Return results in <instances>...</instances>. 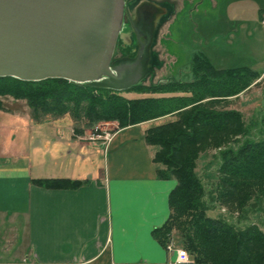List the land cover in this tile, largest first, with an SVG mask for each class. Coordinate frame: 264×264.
Masks as SVG:
<instances>
[{
	"label": "crops",
	"instance_id": "crops-1",
	"mask_svg": "<svg viewBox=\"0 0 264 264\" xmlns=\"http://www.w3.org/2000/svg\"><path fill=\"white\" fill-rule=\"evenodd\" d=\"M245 67L264 79L263 61ZM182 68L190 74L187 64ZM256 83L225 101L244 99ZM239 101L230 108L238 110ZM7 103L0 108V264H207L192 257L176 262V252L153 236L170 216L177 181L158 177L145 132L175 115L117 126L101 146L92 145L88 130L77 131L68 115L35 120L27 105ZM37 178L86 182L47 188L34 183Z\"/></svg>",
	"mask_w": 264,
	"mask_h": 264
},
{
	"label": "trees",
	"instance_id": "trees-1",
	"mask_svg": "<svg viewBox=\"0 0 264 264\" xmlns=\"http://www.w3.org/2000/svg\"><path fill=\"white\" fill-rule=\"evenodd\" d=\"M150 64L152 68L162 66L153 48ZM187 69L194 80L166 78L149 86L143 80L124 91L64 78L25 81L0 77V108L4 107L1 97L10 96L26 100L35 120L47 114H70L74 122L90 126L117 121L118 127H126L175 115V120L145 132L147 144L155 149L158 177L177 181L169 194L170 216L153 230V236L167 248L178 231L197 263L264 264V231L257 223L240 227L208 214L215 203L240 210L239 223L247 221L249 213L264 212V112L246 121L239 110L216 108L217 103L248 89L261 73L245 66L218 69L201 54L194 56ZM130 91L151 95L128 98L122 94ZM178 92L183 95L153 96ZM233 140L236 144L229 143ZM208 148H221L214 157L218 177L212 190L196 171L199 156ZM33 182L47 188L74 189L86 181L37 178Z\"/></svg>",
	"mask_w": 264,
	"mask_h": 264
},
{
	"label": "water",
	"instance_id": "water-1",
	"mask_svg": "<svg viewBox=\"0 0 264 264\" xmlns=\"http://www.w3.org/2000/svg\"><path fill=\"white\" fill-rule=\"evenodd\" d=\"M129 1L0 0V77L64 78L117 91L141 83L154 74L155 5L152 14L134 12L136 28ZM125 16L140 48L135 57L114 59Z\"/></svg>",
	"mask_w": 264,
	"mask_h": 264
},
{
	"label": "rangeland",
	"instance_id": "rangeland-1",
	"mask_svg": "<svg viewBox=\"0 0 264 264\" xmlns=\"http://www.w3.org/2000/svg\"><path fill=\"white\" fill-rule=\"evenodd\" d=\"M168 1L169 3L165 10V24L159 31L156 43L153 47L158 59L162 61V66L153 68L154 74H150L149 77L143 81L144 85L149 86L150 84H156L163 78H169V76L176 81L194 80V75L191 72L188 75L186 69L182 68L180 71V67L182 64L190 65L196 54H201L209 59L218 69L221 67L227 69L244 65L248 66L255 60L256 63L264 62V23L262 17L260 18L261 9L264 8V0ZM263 13L264 10L262 14ZM254 21H256L257 28L259 26L261 30H253ZM248 27L250 28L249 32H247ZM260 40H262V54H260ZM116 53L118 56L122 54V47L119 44ZM163 68L165 69L163 70ZM163 71L164 73H161ZM256 82L255 87L251 89L253 92L246 95L244 99L242 97H237L232 99V101L223 100L225 103H217L216 108L232 109V104L236 103L237 99H239L240 101L234 108H239L238 110L242 112L246 121L253 118L255 114L258 115L264 112V79ZM122 94L128 98L151 95L134 91L123 92ZM168 95H183V93L153 94V96ZM1 98L4 105L6 104L7 106L8 100H13L10 96ZM242 101L248 105L245 106L244 103H241ZM17 102L21 105H27L24 99H19ZM65 115L72 118L70 114ZM49 117L61 116L47 114L42 119ZM176 118L177 117H174L172 120ZM158 119L159 118L150 121ZM172 120L165 117L157 124ZM74 125L77 131L84 132L88 130L89 137L91 133L95 131L103 133V131L108 130L112 132L114 128L118 126V122L100 121L90 126L80 121L74 122ZM96 127H98V131ZM235 140L229 143L233 144ZM229 143L224 146H228ZM220 149L221 148H208L205 152L201 153L197 160L196 171L208 190H212L218 177V162L215 161L214 157ZM208 214L213 217H224L230 222L240 225V227H244L251 222L257 223L264 231V212L249 213L248 220H242V222L239 223L238 219L241 215L240 210L231 209L227 205L215 203ZM172 242L176 244L177 248H185L182 243V238H180V234L176 230L171 239V243Z\"/></svg>",
	"mask_w": 264,
	"mask_h": 264
},
{
	"label": "flooded vegetation",
	"instance_id": "flooded-vegetation-1",
	"mask_svg": "<svg viewBox=\"0 0 264 264\" xmlns=\"http://www.w3.org/2000/svg\"><path fill=\"white\" fill-rule=\"evenodd\" d=\"M169 3L168 0H130L128 2V8L131 12V16L133 21H135L136 28L138 27V15L136 16V12L138 13L146 11L149 14H152L151 7L154 6V29H155V37H154V44L157 40L158 30L163 26L165 23L166 13L165 10L167 8V4ZM153 8V7H152ZM135 12V13H134ZM152 17V18H153ZM126 16L124 17L123 26L121 29V35L118 38L117 45L115 48L113 58H121V57H135L138 51L139 42H138V34L136 32V28ZM141 34V33H140ZM145 37V35H144ZM118 44L122 47V54L121 56L117 55ZM152 47V48H153ZM151 58V57H150Z\"/></svg>",
	"mask_w": 264,
	"mask_h": 264
},
{
	"label": "built area",
	"instance_id": "built-area-1",
	"mask_svg": "<svg viewBox=\"0 0 264 264\" xmlns=\"http://www.w3.org/2000/svg\"><path fill=\"white\" fill-rule=\"evenodd\" d=\"M262 21L264 23V13L262 14ZM96 130L98 131V127H96ZM112 137V132L106 130L103 131V133L100 132H92L89 136V140L92 143V145H101L105 146L106 143L110 141ZM167 249L169 251H175L177 254L176 262L178 263H187L191 261V256L189 255L188 251L185 248H176L174 247L173 243H169L167 246Z\"/></svg>",
	"mask_w": 264,
	"mask_h": 264
}]
</instances>
